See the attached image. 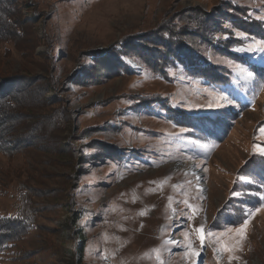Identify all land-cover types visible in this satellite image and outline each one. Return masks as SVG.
Returning a JSON list of instances; mask_svg holds the SVG:
<instances>
[{
  "label": "rangeland",
  "instance_id": "obj_1",
  "mask_svg": "<svg viewBox=\"0 0 264 264\" xmlns=\"http://www.w3.org/2000/svg\"><path fill=\"white\" fill-rule=\"evenodd\" d=\"M12 1L22 31L0 41V76L28 90L26 69L48 70L26 120L1 108L0 264H264V52L246 51L264 42V0ZM207 16L219 23L213 42L194 36L200 68L227 84L187 72L192 59L158 70L129 55L127 71L99 60L88 74L121 40L142 57L163 27Z\"/></svg>",
  "mask_w": 264,
  "mask_h": 264
},
{
  "label": "trees",
  "instance_id": "obj_2",
  "mask_svg": "<svg viewBox=\"0 0 264 264\" xmlns=\"http://www.w3.org/2000/svg\"><path fill=\"white\" fill-rule=\"evenodd\" d=\"M11 1L12 0H10V3ZM8 5H9V0H0V41L10 40V35H14V32H12V29L13 30L15 29L18 32L22 31L20 29L21 26L18 24L22 21V19L16 16V12H13L14 9L11 7L12 4L10 7ZM209 18L212 19V17L207 16L205 17L204 20H202L201 23H196V25L191 23L192 27H189L186 29L184 27L178 26L176 23L168 24V26H166L165 29L163 27L161 30H159V33L156 32L158 33L157 36H155L156 34H154L152 37L149 38L151 39V41L158 40L159 41L158 44L161 43L160 44L161 47L158 50L150 51L147 54L143 52L144 55H142V57H140L142 53H139L136 50L130 51L129 49L126 48L127 42L124 43L125 39L121 40L118 43V45L116 44L117 46L114 45L111 47V49L105 51L103 55L98 54L96 57L93 58L92 64L88 66V69H87L88 74L91 76L93 71L98 73L99 72V70H97L98 61L103 60L104 62L105 61L107 62L108 59L111 60V65H107L106 62L103 64L102 69L106 70L105 73H110L113 67L118 68L120 72L127 71L129 67L131 68V64L128 60L129 55L131 56V58H135L136 60H139L140 62L147 63L150 66H155L158 70H161L162 68H166V66L170 67V66H176L178 64H184L183 62L184 60L192 59L193 64L189 68H187V72H190L191 74H194L196 76H198L196 74L197 72H201L203 75H199V76H202L203 78L205 77V79L210 81L211 84H227L229 82L228 81L226 82L224 81V79H222V74L219 73V70L216 69V70H212V72H205L204 70H202V68H200L201 65H207V66H210V65L207 64L208 62L207 58H204L200 53H197L198 51H200V47H197L196 44L197 43L201 44L200 43L201 41H199L198 38L194 36L199 35V38L200 39L202 38L204 41H206V44L207 42L210 41V39L212 40V42L214 41V38L210 37V32L211 31L212 33L215 32L213 29L215 26L218 25L219 22L218 23L214 22V20H212V22L206 21ZM28 21L29 20L26 19L24 21V24H22V27L29 25ZM230 21H232L231 22L232 24H236V25L238 23L240 25H245V26H247V24H250V25L254 24L253 22L251 23V21L248 20L246 16H240V15L234 17L233 20H231L230 18ZM261 29L264 31L263 26ZM248 31H252L251 28ZM253 33L256 34L255 31ZM28 34L29 33L26 31V35ZM13 41L14 43L17 44L16 47H19V48L21 46L27 47L28 48L27 53H31V54L33 53V49L29 47L30 42L29 41L27 42L25 38H23V41L17 40V39ZM144 45H147V44L144 43ZM135 53H137L138 55H135ZM98 56L99 58H97ZM102 56L103 58H101ZM192 57H195V58H192ZM199 57H202L200 59V62L196 61V59H199ZM26 70H27V74L26 75L22 74L25 76H23L20 79V81H23V84L26 83L25 86H26V89L28 90L14 91L13 90L14 86L13 84H11V82L14 81L17 77L0 76L1 77L0 78V88L2 87V85H4V83H6L5 87L8 90L4 93L5 98L0 97V113L4 112L3 109L1 110V108L7 107L10 109L11 107L23 121L26 120V118L23 117L26 115L25 110H28L32 105H35L34 103L30 104L29 97L31 96V92H28V91H30L32 88L36 89L37 87H39L38 85L39 81L44 78L42 74L47 72L48 69L47 68L41 69V75L38 77L36 75L33 76L34 72L31 69H26ZM149 101L150 99H147V100L144 99L141 103L142 105H146V103L149 104ZM7 104L8 106L10 105V107H8ZM142 105L139 104V108H143ZM34 107L36 106H33L32 108ZM162 108H166L168 110V109H171V106L164 102V106ZM181 114L183 116L182 112ZM176 115L177 116L179 115L178 112L176 113ZM28 121L31 123L42 125L43 117L39 115H33L31 118H28ZM28 126L26 124H23L21 133L23 135H27L29 139H32L34 138V133L32 132V129L34 128V126H30V125ZM13 137L17 141L20 139V135L13 136ZM54 137L55 136H50L48 139L51 138V142H52L56 138ZM55 142H58V140ZM22 143L24 145H27L24 147V149L34 150V148L36 147L34 146L35 144L31 146L30 145L31 142L29 141H25V142L23 141ZM4 144L5 142L1 140L0 147L1 146L3 147ZM12 146H14L15 148H18L17 147L18 143ZM79 218L80 217H78V219Z\"/></svg>",
  "mask_w": 264,
  "mask_h": 264
},
{
  "label": "snow or ice",
  "instance_id": "obj_3",
  "mask_svg": "<svg viewBox=\"0 0 264 264\" xmlns=\"http://www.w3.org/2000/svg\"><path fill=\"white\" fill-rule=\"evenodd\" d=\"M261 19H264V17H261ZM246 51H250V52H252V51L264 52V42H262V41H254V43L249 48H247ZM239 71L240 72H244L246 70L243 69V68H240ZM248 75H251V73H248ZM221 99H227V98L226 97H222ZM261 131H262V133H264V129H262ZM260 153L262 155H264V148L260 149ZM257 211H259V209H257ZM247 225H248V221L245 220L244 223L238 229H236V233L239 236L244 237L246 235ZM197 231L200 232V239L203 242V240L205 239L204 232H203V226H201L200 229H197ZM223 247H224V249L226 251H229V252L232 251V247L230 245H228L227 243H225ZM158 259H159V255H158ZM229 259L231 260L232 257L230 256ZM160 264H163L162 260L160 261Z\"/></svg>",
  "mask_w": 264,
  "mask_h": 264
}]
</instances>
